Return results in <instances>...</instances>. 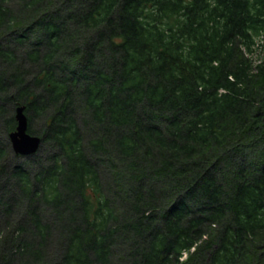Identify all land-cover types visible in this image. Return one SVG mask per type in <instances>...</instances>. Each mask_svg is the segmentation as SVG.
Here are the masks:
<instances>
[{"label": "trees", "instance_id": "obj_1", "mask_svg": "<svg viewBox=\"0 0 264 264\" xmlns=\"http://www.w3.org/2000/svg\"><path fill=\"white\" fill-rule=\"evenodd\" d=\"M257 38L264 0H0V264H264Z\"/></svg>", "mask_w": 264, "mask_h": 264}, {"label": "water", "instance_id": "obj_2", "mask_svg": "<svg viewBox=\"0 0 264 264\" xmlns=\"http://www.w3.org/2000/svg\"><path fill=\"white\" fill-rule=\"evenodd\" d=\"M15 120L16 129L9 135L12 151L18 156L35 154L40 147L41 139L27 133V118L23 107L16 109Z\"/></svg>", "mask_w": 264, "mask_h": 264}, {"label": "rangeland", "instance_id": "obj_3", "mask_svg": "<svg viewBox=\"0 0 264 264\" xmlns=\"http://www.w3.org/2000/svg\"><path fill=\"white\" fill-rule=\"evenodd\" d=\"M260 44H261V39H256L255 40V46H254V51L251 54V58L252 60H254V64H260L262 63V60L264 59V56L261 53V49H260ZM185 258V256H184Z\"/></svg>", "mask_w": 264, "mask_h": 264}]
</instances>
